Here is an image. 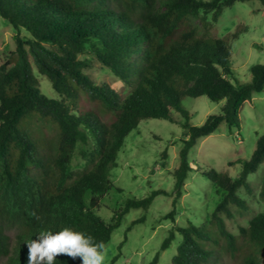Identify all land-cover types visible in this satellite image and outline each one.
Here are the masks:
<instances>
[{
	"label": "trees",
	"instance_id": "16d2710c",
	"mask_svg": "<svg viewBox=\"0 0 264 264\" xmlns=\"http://www.w3.org/2000/svg\"><path fill=\"white\" fill-rule=\"evenodd\" d=\"M236 1L248 0H0V16L16 30V48L0 64V258L7 257L6 264H27L28 242L45 230L69 227L106 246L127 212L147 210L155 196L166 192L128 198L111 221L97 213L111 190L122 191L110 172L125 137L144 119L179 122L187 130L174 171L176 198L182 195L193 169L189 152L197 140L219 130L222 122L230 130L239 127L243 103L264 90V63L254 64L250 81L242 82L230 60L228 38L213 34L224 8ZM86 52L123 81L126 96L86 72L92 66ZM30 56L60 99L41 92ZM202 95L223 104L219 113L194 125L182 100ZM31 113L57 124L56 152H43L20 127ZM78 150L84 164L77 170L73 158ZM263 161L264 133L249 158L229 161L241 164L236 177L215 168L203 171L223 195L208 224L191 222L169 231L160 250L171 245L177 232L181 235L173 264H225L221 248L236 258L243 249L240 235L264 247V212L241 226L240 235L226 223L231 206L248 207L238 190L252 191L248 176ZM259 196L264 200V177ZM174 215L173 209L167 218L174 222ZM56 260L81 264L79 257L66 254ZM158 263L159 252L148 264ZM240 264L260 263L248 258Z\"/></svg>",
	"mask_w": 264,
	"mask_h": 264
},
{
	"label": "rangeland",
	"instance_id": "374dc122",
	"mask_svg": "<svg viewBox=\"0 0 264 264\" xmlns=\"http://www.w3.org/2000/svg\"><path fill=\"white\" fill-rule=\"evenodd\" d=\"M211 18V13L207 15ZM214 35L228 38L232 53L230 60L235 68L236 76L242 82L251 79V67L264 63V5L259 0L236 1L225 7L219 20L214 23ZM237 37H232L234 32ZM16 30L0 16V64L5 62L16 48ZM84 57L91 59V67L86 69L98 82H107L123 97L129 92L123 81L111 70L86 52ZM33 71L39 78L41 92L49 98L60 99V94L53 88L51 80L38 72L30 56ZM83 99H86L84 96ZM183 105L191 114V123L203 124L209 115L220 112L223 102H215L202 95L183 97ZM87 107L93 105L83 100ZM97 107V106H94ZM177 115L181 118L180 114ZM104 116V115H103ZM104 119H108L104 116ZM34 136L43 152H56L58 147V127L51 120L43 119L31 113L21 123ZM264 133V90L253 93L251 99L245 101L240 109V126L229 129L222 122L219 130L201 137L190 149L189 161L193 169L185 181L182 195L176 198L174 191V171L180 163V149L187 130L179 122L163 118L144 119L124 140L118 152L117 166L111 169V179L122 189H113L103 199V205L97 213L105 220L111 221L114 210L128 198L145 197L153 190H164L163 194L154 197L150 207L132 208L127 212L121 224L113 231L112 238L105 246V264H109L118 256L113 264H148L159 252L158 264H173L172 258L177 253L181 235L177 232L171 245L165 250L160 247L173 226L208 224L213 209L221 199L223 192L203 175V171L215 168L236 177L241 164L229 165L230 160L247 159L256 147L257 139ZM84 159L78 150L73 158L74 169H81ZM264 177V161L256 172L248 176L252 191L239 188L238 194L247 201V208L231 206L232 218L226 217L227 227L240 235V227L248 226L250 220L264 212V200L259 196ZM175 210V221L167 218L171 210ZM142 222L132 224L141 218ZM131 227L128 231L127 228ZM127 231V240L125 234ZM14 243L15 232H9ZM243 249L236 258H232L221 248L225 264H240L251 258L264 264V247L251 241L246 235H240ZM8 258L1 257L0 264H6Z\"/></svg>",
	"mask_w": 264,
	"mask_h": 264
},
{
	"label": "clouds",
	"instance_id": "9594fccd",
	"mask_svg": "<svg viewBox=\"0 0 264 264\" xmlns=\"http://www.w3.org/2000/svg\"><path fill=\"white\" fill-rule=\"evenodd\" d=\"M28 249L27 264H55L59 254L79 257L81 264H105L104 242H96L93 236L69 227L58 232H39L37 239L28 242Z\"/></svg>",
	"mask_w": 264,
	"mask_h": 264
}]
</instances>
